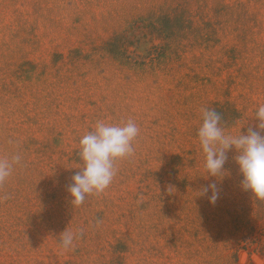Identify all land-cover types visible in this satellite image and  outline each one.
<instances>
[{"label": "rangeland", "instance_id": "1", "mask_svg": "<svg viewBox=\"0 0 264 264\" xmlns=\"http://www.w3.org/2000/svg\"><path fill=\"white\" fill-rule=\"evenodd\" d=\"M175 11L192 24L177 22L166 61L146 60L151 43L109 52L135 21ZM260 105L264 0H0V158L22 157L0 185V264H249L264 201L240 190L234 150L228 175L207 178L196 133L205 108L246 133ZM99 120L134 122V152L71 208L79 141ZM211 183L214 205L197 193Z\"/></svg>", "mask_w": 264, "mask_h": 264}, {"label": "clouds", "instance_id": "2", "mask_svg": "<svg viewBox=\"0 0 264 264\" xmlns=\"http://www.w3.org/2000/svg\"><path fill=\"white\" fill-rule=\"evenodd\" d=\"M254 121L257 122L255 127L250 126L246 133L240 131L233 136L226 134L220 113L214 108H205L202 109V123L196 135L204 155L207 178L212 177L219 182L228 175L225 169L227 153L234 150V163L242 177L240 190L251 200L264 201V105L258 106ZM138 135L139 128L132 121L112 124L99 120L81 137L78 150L81 167L67 188L71 208L83 205L88 196L100 194L110 186L116 175V163L133 154V142ZM21 159L19 153L0 158V185L7 182ZM197 193L208 196L212 205L220 198L216 183ZM58 237L61 246L68 249L73 245L76 233L66 227Z\"/></svg>", "mask_w": 264, "mask_h": 264}, {"label": "trees", "instance_id": "3", "mask_svg": "<svg viewBox=\"0 0 264 264\" xmlns=\"http://www.w3.org/2000/svg\"><path fill=\"white\" fill-rule=\"evenodd\" d=\"M178 21L179 27L182 29L192 24L190 18L179 11H175V14H154L135 21L130 28L116 35L108 42L109 52L111 54L116 52L129 59L132 53H135L133 49H140L144 45L151 43L152 46L147 50L146 60L151 63H162L168 58L166 43L174 36ZM156 41H163V43L156 44ZM254 252L249 250L246 254L249 264H262L264 253L258 251L255 254Z\"/></svg>", "mask_w": 264, "mask_h": 264}]
</instances>
